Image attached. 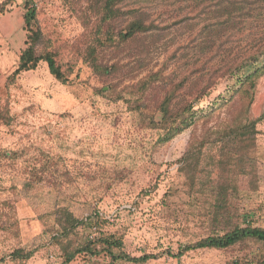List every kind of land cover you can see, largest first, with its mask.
<instances>
[{"label": "rangeland", "instance_id": "obj_1", "mask_svg": "<svg viewBox=\"0 0 264 264\" xmlns=\"http://www.w3.org/2000/svg\"><path fill=\"white\" fill-rule=\"evenodd\" d=\"M26 1L11 0L8 7L6 16L16 23V34L0 32V109H7L12 118L10 125L0 124V264H63L62 252L71 253L70 239L78 243L102 233L121 238L122 250L131 257L158 256L145 264H264L261 243L192 250L181 257L168 253L177 254L179 247L209 234L213 177L207 174H214V149H206L205 156L193 154L187 163L180 160L190 139L199 138L224 118L228 107L221 101L233 92L234 75H242L241 65L264 47V0L250 1L243 17L236 19L238 25L214 36L210 48L204 28L216 29L224 20L212 12L221 0L130 1L124 9L140 7L155 25L167 28L164 45L143 72L127 57L126 49L100 50V62L122 67L103 79L85 60L95 22L84 27L67 0H30L57 62L72 73L62 84L40 62L6 88L7 77L27 47ZM231 68L233 75L223 77ZM151 70H163L164 79L146 92L155 97L147 101L131 90L136 92ZM174 86L186 102L201 97L194 109L199 119L162 144L156 102ZM137 102L144 108H137ZM263 109L264 77L254 91L252 116L257 118ZM257 130L251 153L254 167L250 171L248 161L242 165L237 203L242 225L264 228V123ZM47 163L54 164L57 172H41L42 181L25 187L33 170ZM48 180H55V185ZM58 207L67 208L79 220L97 214L102 223L90 230L79 227L76 237L57 238ZM17 249L32 256L11 258ZM69 264L131 263H111L102 254L78 255Z\"/></svg>", "mask_w": 264, "mask_h": 264}, {"label": "trees", "instance_id": "obj_2", "mask_svg": "<svg viewBox=\"0 0 264 264\" xmlns=\"http://www.w3.org/2000/svg\"><path fill=\"white\" fill-rule=\"evenodd\" d=\"M70 6L78 13L84 27H88L93 21L94 36L88 45L85 60L92 72L100 79L108 78L120 69L119 63L109 66L100 62V50L104 49H126L127 57L133 58L137 68L145 71L154 60L155 54L164 45L162 41L167 28H160L150 21V13L142 8L124 9L130 1L137 0H67ZM254 0H229L219 1L212 10L214 17L224 18L218 22V27L213 29L209 26L204 28L205 42L210 48L213 45L212 38L219 37L229 29L238 25L247 10V4ZM11 0L0 3V16L7 13ZM24 30L27 32V47L18 59L15 70L6 79V88L16 84L18 77L27 71L35 70L40 62H45L50 75L58 82L66 84L68 74L71 70L65 71L57 62V53L52 43L46 38L37 22V10L30 5V0L25 3V14L23 16ZM208 36V37H207ZM166 37V36H165ZM169 37V34H168ZM163 42V43H162ZM212 44V45H211ZM149 66V67H148ZM241 66L244 73L234 75L235 84L233 92L223 99L221 103L226 105V114L216 126L206 129L199 138L190 139L188 146L180 160L187 163L193 154H206V149H214L213 176L211 172L207 175L213 177L209 188L211 190V208L209 210V234L201 238L194 244H188L178 248L177 254L168 252L172 257H181L192 250H227L235 246L248 243H261L264 246V228L256 227L251 223H241L242 216L238 209V182L242 165L248 161L250 171L254 167L251 153L257 144V125L264 123V109L257 118L251 114V105L254 99V91L257 82L264 77V47L256 51ZM235 68L229 69L224 76H231ZM163 70L156 73L149 71L145 79L138 83L136 92L131 93L146 96L147 101L155 97L148 96L146 92L151 89L157 81H163ZM127 89V88H126ZM178 86L165 90L162 99L156 102L158 118L157 122L163 127L159 136V143H167L185 129L194 126L198 117L195 116V107L200 102L201 97H197L191 102H186L184 98L176 94ZM192 92V90H191ZM190 92V93H191ZM178 99L177 102H174ZM156 100V99H155ZM220 102H217V105ZM227 103V104H226ZM222 105V106H223ZM137 108H144L137 102ZM213 112V111H212ZM211 113H207L208 116ZM156 116V117H157ZM205 116H202L205 117ZM12 118L7 109H0V124L10 125ZM18 154L13 153L12 156ZM6 158L11 155L5 154ZM19 156V155H18ZM200 163V162H199ZM56 173L54 164L47 163L40 166L38 170H33L30 179L25 182V187H29L36 182L41 172ZM55 185V180H48ZM54 222L58 225V237H76L79 227L91 229L99 228L102 223L101 218L96 214L83 220L76 218L72 212L65 207H58L54 212ZM246 223V222H244ZM70 241L71 253L62 252L63 264H69L76 256H100L104 254L111 263L125 261L131 264H145L152 259H157V255L143 254L140 257H131L122 250L123 242L116 234L102 233L98 238L90 236L83 237V240L76 243ZM100 245V249L97 246ZM31 253H25L22 249H17L11 258L29 259Z\"/></svg>", "mask_w": 264, "mask_h": 264}, {"label": "crops", "instance_id": "obj_3", "mask_svg": "<svg viewBox=\"0 0 264 264\" xmlns=\"http://www.w3.org/2000/svg\"><path fill=\"white\" fill-rule=\"evenodd\" d=\"M5 0H0V3ZM8 13V12H7ZM7 13L0 16V32L4 36H14L17 32L16 26L12 19L9 16H6Z\"/></svg>", "mask_w": 264, "mask_h": 264}]
</instances>
